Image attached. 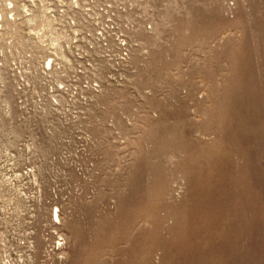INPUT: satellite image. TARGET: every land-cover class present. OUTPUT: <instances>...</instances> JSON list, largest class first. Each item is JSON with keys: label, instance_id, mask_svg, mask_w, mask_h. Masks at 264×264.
I'll return each instance as SVG.
<instances>
[{"label": "rangeland", "instance_id": "rangeland-1", "mask_svg": "<svg viewBox=\"0 0 264 264\" xmlns=\"http://www.w3.org/2000/svg\"><path fill=\"white\" fill-rule=\"evenodd\" d=\"M0 264H264V0H0Z\"/></svg>", "mask_w": 264, "mask_h": 264}]
</instances>
